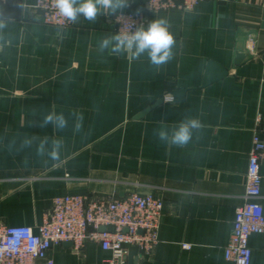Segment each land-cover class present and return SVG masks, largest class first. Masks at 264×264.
<instances>
[{"label":"crops","instance_id":"obj_1","mask_svg":"<svg viewBox=\"0 0 264 264\" xmlns=\"http://www.w3.org/2000/svg\"><path fill=\"white\" fill-rule=\"evenodd\" d=\"M36 1L0 2V224L35 231L65 195H152L163 204L158 242L150 256L127 247L125 264H232L224 248L244 201L253 131L264 125V0H206L190 12L149 14L145 27L166 19L176 40L173 59L159 68L147 56L99 51L100 40L116 34L114 16L61 29L40 22ZM145 2L131 0L124 12ZM238 48L249 59L234 68ZM209 62L227 75L202 88ZM177 91L181 100L163 101ZM52 110L82 114L81 132L40 128V115ZM186 117L202 124L186 146L154 137L160 124ZM26 135L63 137L61 162L19 150ZM259 171L264 211V163ZM248 247L250 264H264V234L250 236ZM110 257L94 243L80 252L62 244L37 264Z\"/></svg>","mask_w":264,"mask_h":264},{"label":"built area","instance_id":"obj_2","mask_svg":"<svg viewBox=\"0 0 264 264\" xmlns=\"http://www.w3.org/2000/svg\"><path fill=\"white\" fill-rule=\"evenodd\" d=\"M203 1L206 0H146L139 14L124 12L125 19L114 16L111 23L115 33L134 31L140 25L145 26L149 14L174 9L190 12ZM34 8L44 25L61 29L72 25L59 14L55 0H37ZM257 124L260 126V121ZM261 163H264V125L253 131L244 201L235 212L229 241L224 248V259L232 264H250L248 240L252 235L264 234V211L258 203ZM162 210L159 198L137 193L121 198L56 197L43 223L35 231L29 227L0 224V264L45 262L50 250L62 244H71L75 252H80L86 244H97L102 251L110 253L107 264H125L127 247L131 246L150 256L158 242ZM100 228L105 231L100 232Z\"/></svg>","mask_w":264,"mask_h":264},{"label":"clouds","instance_id":"obj_3","mask_svg":"<svg viewBox=\"0 0 264 264\" xmlns=\"http://www.w3.org/2000/svg\"><path fill=\"white\" fill-rule=\"evenodd\" d=\"M130 3L131 0H55L59 14L73 24L78 23L81 18L94 23L101 15L115 16L123 20L124 10L130 7ZM175 44L176 40L169 31L168 21L161 18L146 27L140 25L134 31L118 32L103 37L99 42V51L101 53L107 51L109 55L128 53L131 59L137 60L147 56L149 63L159 68L173 59ZM173 100L174 97L171 95L163 98L165 103H172ZM39 118V127L46 128L50 125L54 134L63 133L70 128L75 135L83 128V115L75 112L66 115L63 111L52 110L42 113ZM201 128L202 124L198 118L186 117L171 126L160 124L153 129V135L163 144L184 147L192 140L194 132ZM64 147L63 137L57 135L43 137L26 135L19 142V150H33L44 163L61 162Z\"/></svg>","mask_w":264,"mask_h":264},{"label":"water","instance_id":"obj_4","mask_svg":"<svg viewBox=\"0 0 264 264\" xmlns=\"http://www.w3.org/2000/svg\"><path fill=\"white\" fill-rule=\"evenodd\" d=\"M248 59H249L248 52L246 50L238 48L236 50V53H235L233 67L236 68V67L240 66L241 64H243ZM226 75H227L226 70H224L222 67H220L219 65H217L215 63L209 62L207 64V68H206V71L204 74V78H203L201 87L204 88L208 85H211V84L223 79ZM182 95H183L182 91H177V92L172 93V96L174 97V99L176 101L181 100ZM99 231L104 232L105 229L100 228ZM107 231H109V230H107ZM64 245L67 248H71V244H64Z\"/></svg>","mask_w":264,"mask_h":264}]
</instances>
